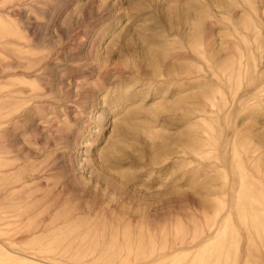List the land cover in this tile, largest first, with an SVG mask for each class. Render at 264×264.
I'll return each instance as SVG.
<instances>
[{
	"label": "rangeland",
	"instance_id": "rangeland-1",
	"mask_svg": "<svg viewBox=\"0 0 264 264\" xmlns=\"http://www.w3.org/2000/svg\"><path fill=\"white\" fill-rule=\"evenodd\" d=\"M0 264H264V0H0Z\"/></svg>",
	"mask_w": 264,
	"mask_h": 264
}]
</instances>
